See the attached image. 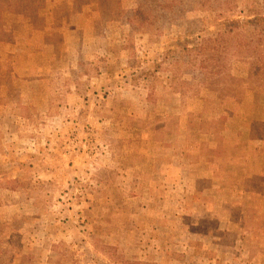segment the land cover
<instances>
[{"label": "rangeland", "instance_id": "1", "mask_svg": "<svg viewBox=\"0 0 264 264\" xmlns=\"http://www.w3.org/2000/svg\"><path fill=\"white\" fill-rule=\"evenodd\" d=\"M37 1L0 14V264H264V71L184 50L264 0Z\"/></svg>", "mask_w": 264, "mask_h": 264}, {"label": "trees", "instance_id": "2", "mask_svg": "<svg viewBox=\"0 0 264 264\" xmlns=\"http://www.w3.org/2000/svg\"><path fill=\"white\" fill-rule=\"evenodd\" d=\"M112 0H106L107 9L111 7ZM15 0H0V14L3 10H7L14 15H20L19 13L32 14L37 9L38 1L35 4L28 6V10L18 12L14 5ZM151 2L159 9L164 12L167 5L170 8V13L176 17V20L168 19L169 22L187 20L191 15H197L198 13L206 14L208 11H212L214 7L227 6V0H151ZM120 3V1H119ZM182 8V9H181ZM207 8V9H206ZM201 14V15H202ZM109 15L108 11L106 16ZM163 17V16H162ZM200 20V19H199ZM199 22V21H198ZM201 24L204 28V20L201 19ZM227 27L226 31L218 33L214 40L202 39L192 49H184L188 52L189 57L196 56L204 53L207 47L211 44H216L221 48L232 51L234 54L242 53L245 54L247 68L256 70L257 72L263 73L264 71V17L258 14H253L252 21H233L225 24ZM202 31V30H201ZM205 54V53H204ZM197 57L191 59L192 66L195 65ZM204 63V61L201 60Z\"/></svg>", "mask_w": 264, "mask_h": 264}, {"label": "crops", "instance_id": "3", "mask_svg": "<svg viewBox=\"0 0 264 264\" xmlns=\"http://www.w3.org/2000/svg\"><path fill=\"white\" fill-rule=\"evenodd\" d=\"M133 6H134V5H133ZM133 6H132V7H133ZM132 7H130V8H132ZM45 12H48V11H45ZM54 13H56V12H54ZM50 30H52V28H51ZM49 32H50V31H49Z\"/></svg>", "mask_w": 264, "mask_h": 264}]
</instances>
